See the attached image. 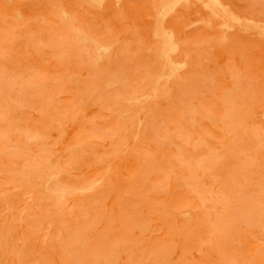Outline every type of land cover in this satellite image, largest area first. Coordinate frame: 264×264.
<instances>
[{
    "label": "rangeland",
    "instance_id": "obj_1",
    "mask_svg": "<svg viewBox=\"0 0 264 264\" xmlns=\"http://www.w3.org/2000/svg\"><path fill=\"white\" fill-rule=\"evenodd\" d=\"M0 264H264V0H0Z\"/></svg>",
    "mask_w": 264,
    "mask_h": 264
},
{
    "label": "bare ground",
    "instance_id": "obj_2",
    "mask_svg": "<svg viewBox=\"0 0 264 264\" xmlns=\"http://www.w3.org/2000/svg\"><path fill=\"white\" fill-rule=\"evenodd\" d=\"M209 1V3H211V2H214V0H208ZM213 5H216V4H213ZM166 39L165 40H167L168 39V37H165ZM169 41V40H168ZM167 43V42H166ZM169 45H170V43H168Z\"/></svg>",
    "mask_w": 264,
    "mask_h": 264
}]
</instances>
